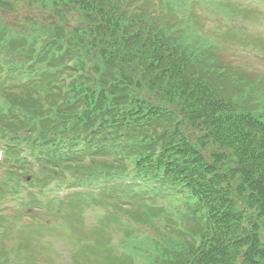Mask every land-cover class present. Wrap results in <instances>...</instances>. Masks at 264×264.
<instances>
[{
  "label": "trees",
  "instance_id": "16d2710c",
  "mask_svg": "<svg viewBox=\"0 0 264 264\" xmlns=\"http://www.w3.org/2000/svg\"><path fill=\"white\" fill-rule=\"evenodd\" d=\"M1 2L0 33L5 40L0 38V133L9 130L14 137L23 134L31 141L42 157L43 176L35 179L40 185L44 176L50 178L64 169H58L60 164L74 171L68 164L70 158L45 152L57 145L72 118L78 122L72 121V128L83 127L86 134L83 139L75 135L76 145L84 142L86 154L95 151L94 166L101 169L89 181L93 176H86L85 171L92 168L81 167L79 182L111 184L99 195H85L86 202L122 209L121 196H127L133 224L155 231L154 236L139 233L140 237H133L131 229L128 253L118 260L108 258L107 264H132L139 255L147 259L149 245L154 253L150 264H264V102L256 103L264 99V90L249 75L239 74L235 81L217 75L220 61L214 46L206 39L200 43L202 22L195 15V0ZM3 9L12 14L26 9L29 28L42 32L60 29L67 20L61 16L63 11L76 20L74 32H80L85 48L77 55V64L88 72L78 77L67 100L60 91L54 93L51 86L30 79L35 64L27 68L26 60L20 58L14 29L7 26ZM19 26L28 27L20 21ZM11 39L14 42L9 43ZM50 49L59 52L61 47ZM48 74L45 77L54 81L55 75ZM217 80L225 92H216ZM42 92L47 94V108ZM83 100L91 105L80 111ZM157 106L165 108L161 115L155 108L152 117L146 113L147 107ZM134 109L139 117H147L149 126L124 120ZM160 126L163 132L156 131L150 143L143 133ZM192 131L197 133L192 135ZM10 160L19 168L10 167L0 188L17 193L27 163L13 152L6 166ZM126 161L133 163L132 175L142 180L143 187L145 182L156 185L152 192L157 196L182 195L190 203L189 217L171 218L164 201L141 200L142 194L118 183L129 177ZM32 204L29 201L26 209ZM76 231L82 232L81 228ZM75 249L83 252L85 248L77 244ZM5 261L10 258L0 256V263Z\"/></svg>",
  "mask_w": 264,
  "mask_h": 264
},
{
  "label": "rangeland",
  "instance_id": "374dc122",
  "mask_svg": "<svg viewBox=\"0 0 264 264\" xmlns=\"http://www.w3.org/2000/svg\"><path fill=\"white\" fill-rule=\"evenodd\" d=\"M254 1L258 2V4L255 3L253 5L255 7L253 10L252 7L245 6L247 4L246 0H208L207 6L212 16V26L204 22L203 24L206 26H203V28L205 29L204 33L213 36L217 43L221 45V47H214V50L218 54V60L222 61V64L230 70L243 74L244 77L247 75L251 76L253 80L258 82L257 87L264 90V0ZM182 11L184 12V10ZM27 14V10L23 9L18 14H12V17L26 18ZM195 15L197 16L198 12ZM191 17H188V19ZM206 19L209 20L207 16ZM233 88L230 89L233 90ZM222 92H225V90ZM263 102L264 99L259 98V101L256 103ZM196 133V131H192V135ZM208 150L204 151V154H207ZM62 189L61 194L65 195L67 193L64 190L65 187ZM75 200H77L76 197L68 202V204L74 203L70 207L65 208L66 212L64 209L58 208V206L55 207V202L46 205L42 209L39 205H37L38 207L34 205V208L25 209L21 214L15 212L14 208L0 207V214L5 219L1 225L9 230L4 237L0 236V243L6 246L5 251L4 247L1 248L3 252H1L0 256L5 258L6 255H9L12 252V246H15L18 255L15 258L11 257L10 261H5L3 264H52L51 255L53 258H56L55 261L59 264H68L69 251L67 242L57 238L55 234L65 236L68 239V236L77 234V228H82L84 237L91 236V231L86 228L82 219L83 209H87L88 207L82 203L75 202ZM6 201H9V199H6ZM55 208H58L59 212ZM95 209L98 211V214L88 212L84 216L88 226L94 223L98 215H101V212L97 208ZM16 214H18L20 220L17 224L12 221L16 217ZM49 221L53 222L52 226L47 225ZM23 223L24 228L22 231L32 229L28 232L33 233V237L28 241L23 234L17 232L18 227ZM40 224L46 227L40 228V236H36L35 230ZM63 231L65 232L63 233ZM16 233L19 234L16 235ZM120 234H122V231ZM44 238H48L49 241L52 240L54 254L52 253L50 244ZM93 252L87 251L86 253H82L80 255L81 261L88 264L102 262L100 258L88 257L87 254Z\"/></svg>",
  "mask_w": 264,
  "mask_h": 264
}]
</instances>
